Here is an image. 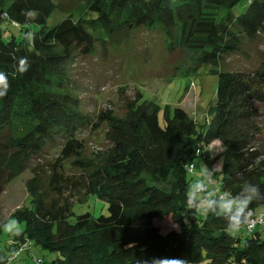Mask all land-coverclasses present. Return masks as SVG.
I'll return each mask as SVG.
<instances>
[{"label":"trees","instance_id":"obj_1","mask_svg":"<svg viewBox=\"0 0 264 264\" xmlns=\"http://www.w3.org/2000/svg\"><path fill=\"white\" fill-rule=\"evenodd\" d=\"M27 10L35 17L25 16ZM58 10L54 0H0V19L19 29L8 27L6 38L0 27V71L10 84L0 97V196L35 159L45 158L49 148L57 151L46 191H37V179L30 182V206L15 215L26 228L13 243L59 252L51 264H264L258 229L264 223L252 233L244 226L249 213V221L264 215L255 214L264 207V53L249 52L261 40L264 45V0H91L87 16L66 12L50 26ZM142 29L163 35L172 54L196 55L198 67L219 76L205 130L183 109L161 110L141 92L125 103L124 117L82 111L70 90L72 66ZM233 56L249 63L232 67L227 60ZM20 57L30 62L24 74L16 71ZM103 125L111 147L98 165L86 163L78 136ZM215 142L224 150L213 157L208 148ZM198 158L211 172L220 163L213 172L216 186L210 174L193 177ZM68 161L79 177L65 174ZM209 178L214 186L194 191L214 201V211L204 215L189 207L187 194L196 180L206 185ZM70 192L106 202L109 214L77 216L73 208L83 202H73ZM226 200L234 203L223 212ZM241 205V230L229 234ZM167 219L174 230L164 235L157 224ZM13 243L11 254L17 251ZM9 259L0 250V264Z\"/></svg>","mask_w":264,"mask_h":264},{"label":"rangeland","instance_id":"obj_2","mask_svg":"<svg viewBox=\"0 0 264 264\" xmlns=\"http://www.w3.org/2000/svg\"><path fill=\"white\" fill-rule=\"evenodd\" d=\"M91 0H54L59 10L55 17L49 21L52 26L55 21L62 20L66 12H71L74 18L85 17L89 9ZM243 5L237 9L239 10ZM237 10L235 12H237ZM32 17H35L33 15ZM0 27L5 31V37L9 38L7 32L17 33L18 28L13 24L10 26L4 19H0ZM258 51L264 53L263 41H259L249 50L253 56L258 55ZM233 67L249 63L245 58L231 57L227 60ZM71 92L79 99L82 111L88 116H97L102 111H112L116 117L125 116V103L134 99L138 92H141L145 100L156 102L161 110L166 107L172 110L183 109L194 120L197 129L205 130L212 118L211 108L215 104V96L218 88L219 76L210 73L209 66L198 67L196 55L184 51H176L173 54L166 48L163 35H158L153 30L148 32L145 29L131 34L124 38L116 46H110L107 53H103L100 47L97 49V56H92L78 62L72 66ZM223 68V66H222ZM163 123L162 112L160 114ZM262 128V141L264 143V113L260 119ZM107 127L88 128L82 131L78 138L83 142L85 148L83 158L86 163L98 165L100 159L111 147L106 138ZM224 150L221 143L215 142L208 151L211 156L216 157ZM45 158H37L27 170L21 173L16 179L10 182L0 196V250L3 251L6 259L11 257L10 246L13 240H21L16 237L17 232H24L25 224L18 223L15 217L18 213L26 211L30 206V182L37 179L35 187L37 191L44 192L48 188L51 178L48 164L54 162L57 151L49 148ZM72 162V161H71ZM65 163V174L67 176L79 177L82 172L75 170L70 164ZM195 178L199 174L207 172L215 181V186L219 182L218 177L213 172L219 171L218 163L213 172L204 167L203 159L195 161ZM203 176V175H202ZM192 178V176H189ZM213 188H211L212 190ZM215 189V188H214ZM73 193V202L78 198L83 203L74 206L77 216L90 213L94 218L107 216L108 204L98 198L91 196L87 198L84 193ZM198 199L205 198V194L197 195ZM227 201V200H226ZM264 213V207L255 211L256 215ZM162 234L166 235L174 230L169 219L158 222ZM264 238V226H258ZM17 241V242H18ZM14 244V243H13ZM61 258L59 252L45 249L39 244H34L28 250L23 251L16 260L10 264H51Z\"/></svg>","mask_w":264,"mask_h":264},{"label":"clouds","instance_id":"obj_3","mask_svg":"<svg viewBox=\"0 0 264 264\" xmlns=\"http://www.w3.org/2000/svg\"><path fill=\"white\" fill-rule=\"evenodd\" d=\"M35 14V10H27L24 15L27 17H32ZM30 67V62L27 57H20L18 59L17 65H16V71L19 74H24L28 72ZM10 84L8 80V76L5 72L0 71V97H4L7 95L9 90ZM204 177L207 176V172L202 174ZM204 181L203 180H196L192 185H190V188L193 191H189L187 194V203L189 207L194 208L196 211L207 215L210 211H214V201L210 199H200L199 202H196V197L194 195L195 190H201L204 188ZM251 201V198H249V202ZM232 201H223L220 205L221 211L228 212L233 207ZM243 205H241L240 209L237 211V215L233 216L231 218V224L226 229V231L229 234H234L235 232H238L241 230V220H240V214L243 211ZM251 216V213H249L248 217H245L244 226L248 224L249 218ZM156 264H182L179 260H163V261H157ZM243 264V262H242Z\"/></svg>","mask_w":264,"mask_h":264},{"label":"built area","instance_id":"obj_4","mask_svg":"<svg viewBox=\"0 0 264 264\" xmlns=\"http://www.w3.org/2000/svg\"><path fill=\"white\" fill-rule=\"evenodd\" d=\"M188 172L190 174H192L194 172V166L191 165L188 167ZM214 186V182L211 178L208 179L207 184L204 186L203 189L201 190H196L197 194H201L204 193L206 191H208V189ZM226 195H222L221 199H225ZM264 223V215H260L258 218L256 219H252L248 222V224L246 225V229L249 233H252L253 231H255V229L257 228L258 225H262ZM14 245H16L17 247V251L15 253H13L9 259V262H13L14 260H16L18 258V256L25 250H28L31 248V244L30 242H26V243H14Z\"/></svg>","mask_w":264,"mask_h":264}]
</instances>
